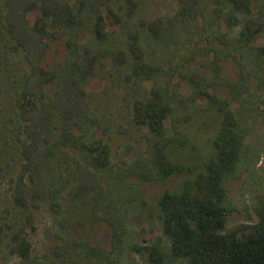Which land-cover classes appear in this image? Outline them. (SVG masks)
Masks as SVG:
<instances>
[{"label": "rangeland", "instance_id": "374dc122", "mask_svg": "<svg viewBox=\"0 0 264 264\" xmlns=\"http://www.w3.org/2000/svg\"><path fill=\"white\" fill-rule=\"evenodd\" d=\"M243 1L0 0V264H183L159 197L203 193L220 148V232L258 220L264 0Z\"/></svg>", "mask_w": 264, "mask_h": 264}, {"label": "trees", "instance_id": "16d2710c", "mask_svg": "<svg viewBox=\"0 0 264 264\" xmlns=\"http://www.w3.org/2000/svg\"><path fill=\"white\" fill-rule=\"evenodd\" d=\"M230 1L233 9L247 11L243 0ZM243 25L246 38L259 32L260 25L249 19ZM96 29L100 31V27ZM146 116L157 124L162 110L151 109ZM223 151L220 148L222 158L218 157V162L208 169L203 193L161 194L162 232L169 239L172 254L182 257L183 264H264V204L258 220L247 224L244 234L220 232L224 222L220 174L232 164L230 154Z\"/></svg>", "mask_w": 264, "mask_h": 264}]
</instances>
